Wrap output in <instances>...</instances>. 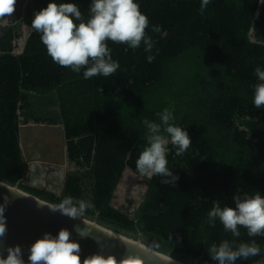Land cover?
Here are the masks:
<instances>
[{
	"label": "trees",
	"instance_id": "trees-1",
	"mask_svg": "<svg viewBox=\"0 0 264 264\" xmlns=\"http://www.w3.org/2000/svg\"><path fill=\"white\" fill-rule=\"evenodd\" d=\"M49 2L16 0L17 20L0 21V181L56 206L67 197L84 202L83 217L186 264H217L207 247L233 237L219 220L207 223L213 200L234 206V194H264V107L253 105L254 69L264 68V4L212 0L201 11L200 0H137L149 20L151 52L109 41L119 69L86 80L83 70L55 64L31 28L34 13ZM63 2L78 4L87 20L91 0ZM24 25L32 32L16 53ZM155 25L159 32L151 31ZM165 108L192 139L182 156L168 146V167L179 179L149 178L136 211H120L114 194L126 169L138 173L136 160L147 145L142 121L159 123ZM31 123L64 130L75 170L60 196L24 186L20 128ZM240 232L237 243L255 239L264 249V237ZM262 259L264 253L237 264Z\"/></svg>",
	"mask_w": 264,
	"mask_h": 264
},
{
	"label": "clouds",
	"instance_id": "clouds-1",
	"mask_svg": "<svg viewBox=\"0 0 264 264\" xmlns=\"http://www.w3.org/2000/svg\"><path fill=\"white\" fill-rule=\"evenodd\" d=\"M212 0H200V10L204 11ZM264 4V0H259ZM16 0H0V21L10 17L15 11ZM31 28L40 34L41 43L52 61L83 78L95 76L110 77L119 69L118 61L112 58V49L108 42L124 44L135 50L144 46L146 52L153 48L152 38L147 34L149 20L140 10L137 0H91L88 7V18L76 3L51 0L46 8L34 13ZM151 31L159 32V25L152 26ZM151 63L154 56L148 55ZM258 83L254 87L253 105L264 107V68L254 69ZM175 117L167 108L159 114V123L143 120L147 129V145L136 160V170L141 176L161 177L164 184L175 183L179 179L168 167L167 155L169 144L176 149V155L182 156L192 143L187 130L174 123ZM10 203L7 197L0 204V238L7 233L5 212ZM234 206L221 205L213 200L212 208L207 213V223L215 226L217 220L226 233L233 239L222 240L207 247L211 259L217 264H237L238 260L247 261L251 257L264 253L255 239L250 242L237 243L240 228L247 231L250 238L264 237V194L257 191L254 195H233ZM89 205L80 202L78 205L71 197L65 198L53 211H60L70 218L85 214ZM76 232L83 239L87 236L85 229L77 228ZM71 232L61 229L53 236L44 233L29 248L28 264H81L80 244L71 239ZM0 264H25L22 249L19 245L9 247L6 257L0 256ZM83 264H117L112 256L99 254L83 258ZM127 264H132L128 258ZM256 264H264V259Z\"/></svg>",
	"mask_w": 264,
	"mask_h": 264
},
{
	"label": "water",
	"instance_id": "water-1",
	"mask_svg": "<svg viewBox=\"0 0 264 264\" xmlns=\"http://www.w3.org/2000/svg\"><path fill=\"white\" fill-rule=\"evenodd\" d=\"M27 38L24 44H26ZM48 130L62 131L61 159L63 164L67 161L66 137L62 127L33 123L23 125L20 128V146L30 167L28 176L36 173L34 171L36 165L31 164L33 161L27 156L28 149L34 146V141H39L38 147L35 149V152H38L39 155H42L46 147L50 148V151L53 150L54 143L46 145L45 133ZM34 161L47 163L43 158ZM127 170L130 169H126L125 172ZM28 183L24 182V186L41 192H48L46 189L32 187ZM63 189V186H59L60 192ZM5 197L9 199L10 203L5 212L7 233L5 237L0 238V256L2 257H6L9 247L19 245L22 249L25 264H28L29 248L37 239L42 238V235L46 232L55 236L59 230L66 229L71 232V239L80 244L81 264H83V258L93 254L104 257L112 256L117 264H127L128 258L132 259V264H186L148 246L140 238L134 239L116 232L101 225L97 220H91L83 216L74 219L63 215L60 211H53L52 209L58 206L22 190L18 185L12 186L0 181V204L3 203ZM77 228L85 229L87 236L82 239L76 232Z\"/></svg>",
	"mask_w": 264,
	"mask_h": 264
},
{
	"label": "flooded vegetation",
	"instance_id": "flooded-vegetation-1",
	"mask_svg": "<svg viewBox=\"0 0 264 264\" xmlns=\"http://www.w3.org/2000/svg\"><path fill=\"white\" fill-rule=\"evenodd\" d=\"M38 143L39 141H34L33 148L31 147L28 149L27 156L33 161V163L31 164H33L34 166L36 165L34 169L36 173L28 176V173L30 171V167L28 165L25 182H29L28 184L32 187L46 189L48 191L47 193L60 196L63 191L60 192L59 186L64 187L66 178L71 172L70 170H68V165H70L71 163L69 162L68 158L67 161L64 162V164L62 163L61 142L57 144L55 143L53 145L52 151H50V148L46 147L42 155H39L38 152H35V149L38 147ZM51 143V140L46 138V145H50ZM38 158L45 159L47 163L35 162L34 160ZM30 189L35 190L33 188Z\"/></svg>",
	"mask_w": 264,
	"mask_h": 264
},
{
	"label": "rangeland",
	"instance_id": "rangeland-1",
	"mask_svg": "<svg viewBox=\"0 0 264 264\" xmlns=\"http://www.w3.org/2000/svg\"><path fill=\"white\" fill-rule=\"evenodd\" d=\"M17 20L16 10L10 17H6L4 24ZM20 21V20H18ZM32 32L27 25L23 26V37L16 42V53L22 52L24 48L25 39ZM45 133L46 138L50 139L54 144L61 142L63 133L61 130L51 131L48 130ZM68 170L74 171V165H68ZM146 176H141L139 173H134L131 170H127L120 182V185L114 195L112 205L120 211L129 212L133 214L141 203L146 191L147 180ZM40 180V179H39Z\"/></svg>",
	"mask_w": 264,
	"mask_h": 264
}]
</instances>
